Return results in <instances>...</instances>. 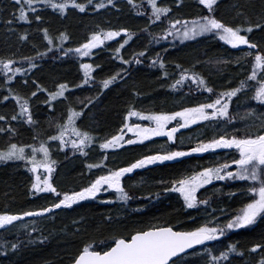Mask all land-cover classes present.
<instances>
[{"label":"trees","instance_id":"1","mask_svg":"<svg viewBox=\"0 0 264 264\" xmlns=\"http://www.w3.org/2000/svg\"><path fill=\"white\" fill-rule=\"evenodd\" d=\"M78 2L86 3V0ZM99 2L101 0H92L84 11L70 6L64 14L48 6H42L37 9L36 14L43 17V23L35 21L33 19L35 14L32 13H29L31 20L29 23L18 19L20 6L15 0H0V57L16 58L17 64L14 66L27 70L26 74L17 73L12 81H7L6 74L0 70V115L10 118L19 111L14 97L9 96L7 101L2 99L3 96L9 95V87L23 96H29L30 92L35 91L34 82H38L49 92L55 91L60 83L66 82L70 85L66 96L72 101L71 106L77 110L80 107L78 99L96 97L99 94V99L85 109V116L76 123L99 138H108L121 129L129 105L146 112L176 111L180 107L192 106L214 98L212 94L200 92L201 98L194 99L195 85H188L187 82L184 87L170 88L169 85L179 78L181 69L177 65L203 75L209 86L217 92L238 86L239 81L250 74L251 58H248V61L242 60L241 65L231 62L217 63L232 61L241 56V52L230 49L224 41L210 34L183 41L179 38L173 40L170 36L168 39H159L157 43L153 37H158L162 30L168 27V19L162 18L154 24L149 23L152 6L148 0H135L134 4L130 0H114L113 5L94 11V4ZM103 2L107 4V0ZM157 3L172 7V13L168 17L170 19L207 14L198 0H183V4L177 3V0H157ZM216 15L232 24L246 23L249 19L256 22L264 16V0H218ZM44 27L49 29L54 43L61 45L65 51L78 47L90 38L91 32L100 28L107 30L126 27L135 35L120 49V55L132 63L124 64L115 52V49L127 39L126 33H121L120 36L93 49V54L84 57L86 59L83 60L73 53L64 56L59 48L49 45L40 31ZM24 32L28 33L27 40L21 39ZM60 33H67L69 39L61 42ZM261 36H264V33L259 31L253 34L254 39ZM49 47L52 50L47 55L35 56L37 51L43 52ZM145 49L147 51L143 56L136 55ZM21 56L34 57L37 67L28 70V62L18 59ZM136 59L143 62L137 64ZM160 59L165 62L163 67L160 66ZM83 63L93 65L94 80L80 88L72 87L81 84L85 71L81 67ZM122 68L127 70L126 74L121 73L123 79H118L108 89L100 87L103 79L120 72ZM165 71L169 73L168 76H164ZM25 80L28 81L27 85L24 84ZM187 92L190 94L186 95ZM251 95L252 92L249 90L241 96L240 108H236V98H233L232 110L242 115L248 107H259V102L256 101L243 103L244 96ZM46 99L48 95L45 92L37 93L36 97L30 98L33 117L37 123L30 125L23 119L10 121L12 127L16 129V135L10 139L9 134L0 133V148H6L10 142L38 146L40 141L55 134V124L67 120L69 105L64 98H59L53 102L54 107H49L44 103ZM259 110L264 111V108ZM130 122L142 121L132 117ZM234 123L238 128L243 126L241 122ZM3 127L7 125L0 121V128ZM214 131L211 126L194 125L178 132L177 136L183 137L185 144H190L196 140L199 133H204L200 138L208 139L212 137ZM37 137L38 139H34ZM126 137L134 138L132 133H128ZM169 143L163 136L153 137L152 142L125 145L123 149L104 150L98 143H94L86 150L88 154L85 156L83 153L73 152L70 145L63 148L57 141H48L52 159L56 161L54 182L59 190H78L95 176L102 174L105 171L104 165L109 168L125 166L142 155L150 154V150H159L161 145ZM30 151L26 149V152ZM105 154L108 157L106 160ZM37 155L39 158L42 154ZM231 155L223 150H216L215 154H193L191 157L181 158L180 161H166L162 165L136 169L124 177L125 187L133 197L127 202L117 199L115 190L110 189L108 192L100 193L99 198L79 201L71 207L56 209L51 214L23 217L20 221L6 225L0 228V264H71L72 258L85 244L108 240L118 233H127L148 224L168 222L178 229H191L206 219H211L206 213H212L207 209L212 205L217 209L213 214L224 221L236 214L246 202V197L239 193L235 196L229 195L237 189L246 187L245 182L213 181L211 185L204 186L197 193L198 199L201 200L211 196L210 206L197 205L193 208L187 207L181 194L175 191L165 193L163 188L171 187L170 181L189 174L192 170H199L200 166H208L217 159L231 158ZM101 161L103 163L99 169L89 170L87 167L89 164H100ZM29 167L25 166V161L20 160L0 162V212L34 210L55 201L54 194L32 195L31 183L35 174ZM161 180L169 183L162 185L159 183ZM217 188L220 191H215ZM149 192H159V195L149 197L147 195ZM220 209L225 210V215H221ZM33 227L36 229L34 232ZM231 243L237 244L238 251L231 254L225 264H258L261 256H264V251L250 250L255 243H264V220H258L254 225L241 229L228 230L224 237L208 242V246L213 247L218 254ZM13 244L17 247L13 248ZM201 248L196 251L199 253ZM241 251L243 255L240 254ZM203 257L201 254L188 256L187 264H206V258L202 261Z\"/></svg>","mask_w":264,"mask_h":264},{"label":"snow or ice","instance_id":"2","mask_svg":"<svg viewBox=\"0 0 264 264\" xmlns=\"http://www.w3.org/2000/svg\"><path fill=\"white\" fill-rule=\"evenodd\" d=\"M135 3V0H130ZM207 14L192 18L170 19L169 14L172 13V7L168 5L158 4L157 0H148L151 4V16L149 23L154 24L162 18L168 19V27L153 39L159 42V39H168L170 36L173 40L195 39L196 37L212 35L225 41L232 48L241 52V56L234 58L232 61H217V63H235L241 65V61H248L251 58L250 74L239 81L238 86L230 87L226 90L215 91L209 86L205 77L195 71L184 69L183 66L177 65L181 69L179 78L176 79L170 88H180L188 85H195L197 92L206 91L212 94L214 98H209L206 102L196 103L192 106L180 107L176 111H142L134 105H129L125 116V122L117 134L108 138H99L96 134L87 131L77 125L76 121L85 116V109L94 104L99 99L96 97H86L83 100L78 99L80 105L79 110L72 107V101L66 96L70 85L68 83H60L55 91L49 92L38 82H34L35 91L30 92L29 96H23L13 88H8L9 95L2 97L4 101L9 96L14 97L19 111L11 117L0 115V121H4L7 127L0 128V133L16 135V129L12 127L10 121L18 119L26 120L30 125L36 124L37 121L33 117L30 98L36 97L37 93L45 92L48 99L44 101L49 107H54L53 102L59 98L67 101V120L66 122H57L55 124V134L47 137L46 140L37 144L23 145L16 142L8 143L6 148H0V162L6 161H25V166L33 172L34 179L31 183L32 195L40 193L54 194L55 201L47 204V206L39 207L34 210L22 212H0V228L11 225L15 221L22 220L23 217L43 216L51 214L56 209L62 207H71L79 201L89 198H99L100 193L108 192L110 189L115 190V197L120 201L127 202L133 199L129 191L125 187L124 177L126 174L133 173L136 169H144L149 165H162L164 162L180 161L181 158L191 157L193 154L211 153L215 154L216 150H223L232 154L231 158L217 159L215 163H209L208 166H200L199 170H192L189 174L170 181L171 187H164L165 193L170 191L178 192L182 195L184 203L188 208L197 205L210 206L211 196L205 199H198L197 193L206 185H211L213 181H242L246 187L237 189L235 192L229 193L231 196L239 193L246 197V202L242 207L231 215L230 218L221 221L219 216L214 215L217 209H212V213H206L211 219H206L191 229H178L175 225L164 222L148 224L145 227L133 229L127 233H118L108 240L91 241L82 247V250L72 258V264H187L186 257L201 254L206 258V264H225L229 261L231 254L238 251L237 244H228L223 250L217 252L213 247L208 246V242L217 241L220 237H224L228 230L241 229L250 225H254L258 220H264V36L258 39L253 38L256 31L264 33V16L259 21L247 20L246 23L232 24L226 22L216 15V7L218 0H198ZM18 4V19L31 23L29 13L35 14L33 19L43 23V17L37 13V9L42 6H48L52 9L64 14L69 7L84 11L92 0H86V3H79L78 0H15ZM177 3L183 4V0H177ZM114 0H107V4L101 0L95 3L93 10L105 8L107 5H113ZM242 15V13H241ZM11 23V21H9ZM179 25V27H177ZM49 45L60 49V53L67 56L69 53L78 54L81 57H87L93 54L92 50L100 45H104L106 41L112 40L114 37L120 36L121 33L127 34V39L115 49L118 59L124 64L132 63L131 60H124L120 55V49L132 39L133 33L126 27L119 29H103L93 31L84 43L76 48H69L67 51L54 43L49 29L44 27L40 29ZM21 39L27 40L28 33L24 32ZM67 33H60L61 42L68 40ZM246 49V50H245ZM52 50L51 47L46 48L43 52L37 51L36 57H43ZM144 51L136 54L143 56ZM14 55V54H13ZM159 55V54H157ZM21 61L28 62V70L37 67L34 57L21 56ZM143 61L136 59L135 63L139 64ZM160 66H164V60H159ZM17 59L12 57H0V70L6 74L7 81L16 78L17 73H27L23 67L14 66ZM81 67L85 70L84 77L79 85L72 87L80 88L94 80L92 76L93 65L83 63ZM10 73V75H9ZM121 73H127L126 69H121L113 75L108 76L100 82L102 89H108L118 79H123ZM167 71L164 76H168ZM25 80L24 84L27 85ZM251 91V96H244V104L250 101L259 102V107H248L243 114L234 112L233 98H236V108L241 107V96L246 91ZM191 91V87H189ZM132 117L139 118L142 122H130ZM175 121V125L172 122ZM200 122H206L201 124ZM241 122L242 127H236V123ZM191 125L199 127L211 126L215 131L211 138H200L204 135L199 133L196 140L190 144H185L183 137L178 138L177 133L180 129H187ZM51 126V122H50ZM126 130V131H125ZM128 133H132L134 138L125 139ZM167 137L168 145H161L159 150L151 151L150 154L142 155L133 162L116 168H109L104 165L105 171L95 176L87 185L79 187L78 190L63 191L59 190L54 182L55 164L52 159V150L48 146V141H57L63 148L71 146L73 152H80L87 156V149L91 144L98 143L99 147L104 150L123 149L124 145H134L145 141L152 142L153 137ZM34 139H38L34 138ZM191 140V137L188 138ZM30 149V153L26 152ZM42 154L39 156L37 154ZM107 154L104 159L106 160ZM100 164H89V170L99 169ZM40 169H44L41 173ZM160 184L169 183L164 180L159 181ZM215 191H220L217 188ZM149 197L158 196L159 192L147 194ZM221 215H225V210L220 209ZM109 219H111L109 217ZM28 227V225H25ZM32 231H36L35 227ZM196 246H202L199 253ZM13 248L17 245L13 244ZM192 250V251H189ZM264 251V243H255L251 250ZM243 255V252H240ZM258 264H264V256H261Z\"/></svg>","mask_w":264,"mask_h":264},{"label":"flooded vegetation","instance_id":"3","mask_svg":"<svg viewBox=\"0 0 264 264\" xmlns=\"http://www.w3.org/2000/svg\"><path fill=\"white\" fill-rule=\"evenodd\" d=\"M225 42V41H224ZM226 43V42H225ZM227 44V43H226ZM228 45V44H227ZM229 47H230V49H234V48H232V46L231 45H229ZM194 93L196 94V97L194 98V99H196V100H199L200 98H201V93L200 92H197L196 90L194 91ZM202 93H204V94H207V95H209L210 93H207L206 91H202ZM190 94V92H187V94L186 95H189ZM199 95V98H197V96ZM172 123H176L175 121H173ZM200 123H203V122H200ZM192 126H194V125H191V126H189V127H192ZM181 131H183V129H180L178 132H181ZM127 212H132V211H127Z\"/></svg>","mask_w":264,"mask_h":264},{"label":"rangeland","instance_id":"4","mask_svg":"<svg viewBox=\"0 0 264 264\" xmlns=\"http://www.w3.org/2000/svg\"><path fill=\"white\" fill-rule=\"evenodd\" d=\"M73 55L76 56V57H78V58H80V59H83V60L86 59V58L81 57V56H79L78 54H75V53H73ZM155 138H156V137H155ZM125 139H127V137H125ZM125 145H126V144H125ZM125 145H124V146H125ZM212 206H213V205H212ZM212 206L208 207L207 209L210 210V211H212V209H214V207H212ZM21 225H23V224L21 223ZM204 260H205V257H203L202 261H204Z\"/></svg>","mask_w":264,"mask_h":264},{"label":"water","instance_id":"5","mask_svg":"<svg viewBox=\"0 0 264 264\" xmlns=\"http://www.w3.org/2000/svg\"><path fill=\"white\" fill-rule=\"evenodd\" d=\"M44 170V169H43ZM199 246H196V248H198ZM189 251H192V250H189ZM72 264V263H71Z\"/></svg>","mask_w":264,"mask_h":264}]
</instances>
